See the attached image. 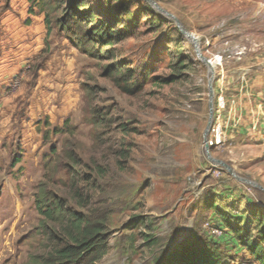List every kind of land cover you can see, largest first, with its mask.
I'll list each match as a JSON object with an SVG mask.
<instances>
[{"label": "rangeland", "instance_id": "obj_1", "mask_svg": "<svg viewBox=\"0 0 264 264\" xmlns=\"http://www.w3.org/2000/svg\"><path fill=\"white\" fill-rule=\"evenodd\" d=\"M6 1L0 0V11L7 9ZM153 1L198 39L214 75L176 23L144 0H129V13L119 11L115 0H87L97 15L111 17L106 9L113 7L120 18L117 30L125 33L120 43L88 46L87 53L66 38L51 5L29 1L24 7L42 17V33L50 16L53 31L48 42L42 37L34 66L23 69L7 90L25 88L21 109L36 115L24 127L23 120L11 121L0 136V264H26L30 254L44 252L48 243L39 229L38 189L46 174L56 181L49 190L67 195L64 167H71L70 155L106 172L90 190L85 180L79 182L83 195L89 191L94 203L113 209L109 252L99 264H166L168 254L190 239L219 241L204 208L217 196L218 207L245 214L243 225L252 221L259 238L264 191L212 164L204 133L213 78V125H222L225 143L210 148V155L264 188V0ZM149 7L156 19L146 16ZM114 64L121 74L109 73ZM37 68L36 86L30 89L31 81L25 87L22 75ZM170 77L176 83L165 84ZM116 78H128L136 93L123 92ZM47 105L56 110L52 115L45 113ZM67 120L73 126L69 133H53ZM211 133L212 128L209 138ZM77 171L89 172L84 166ZM135 216L144 221L135 224ZM212 221L220 224L216 217ZM220 240L225 264H261L227 238Z\"/></svg>", "mask_w": 264, "mask_h": 264}, {"label": "trees", "instance_id": "obj_2", "mask_svg": "<svg viewBox=\"0 0 264 264\" xmlns=\"http://www.w3.org/2000/svg\"><path fill=\"white\" fill-rule=\"evenodd\" d=\"M29 1L33 6L41 5L42 8L51 5L52 11L58 14L57 24L59 28L64 32L67 31L66 38L86 53L88 46H113L120 43L125 37V33L117 30L120 18L113 7L106 9V12L113 14V16L108 17L102 14L97 15L89 8L87 0H68L65 2L61 0L57 3L55 0ZM128 1L115 0L116 3H120L119 11L130 12V6H127ZM132 2H141V0H132ZM149 11L151 14L146 16L155 17V12L151 7H149ZM131 19L132 21L138 20L135 15H131ZM46 23V42H48L53 31L50 16L46 18ZM107 68L109 73L112 71V73L121 74V70L116 64ZM176 81L175 78L170 77L164 83L174 84ZM116 82L123 92L136 93V89L131 86L128 78H116ZM72 127L71 122L67 120L64 128H55L53 133H69ZM53 153L58 155V149L53 148ZM69 157H71V167H64L66 180L63 183L67 188L69 187L66 196H57L53 190H49L50 185L56 184L50 175L45 174V183L39 186V193L36 197V208L41 217L39 229L48 244L45 246L44 252L30 254L26 264H99L109 252V240L112 234L109 221L113 209L108 204L94 203L89 191L83 195V188L79 184L80 181L85 180L89 190L95 188L98 184V178L104 179L106 172L98 163H86L84 159L76 155ZM57 163L59 168L61 166L60 159ZM83 166L88 169V173L80 174L77 171ZM222 195L228 197L230 194L224 192ZM217 202L218 196L215 200L213 197L204 203V208L208 213L207 223L214 224L222 232L221 236L217 238L219 241L208 242L198 238L190 239L182 248L178 247L168 254L166 264H225L219 244L221 243L220 239L226 238L232 247L247 250L253 258L264 264V223L262 220L258 219L259 238H256L255 228H252L255 227L253 226L254 223L247 220L246 224L243 225V219L246 218L245 214L243 215L239 210L229 212L220 209ZM215 217L218 218L220 224L212 221ZM133 220L135 224L144 221L141 216H135Z\"/></svg>", "mask_w": 264, "mask_h": 264}, {"label": "crops", "instance_id": "obj_3", "mask_svg": "<svg viewBox=\"0 0 264 264\" xmlns=\"http://www.w3.org/2000/svg\"><path fill=\"white\" fill-rule=\"evenodd\" d=\"M28 2L29 0H7V9L0 11V136L2 134L5 136L6 132L9 131L11 121L18 123L23 120L24 127L27 124L26 121L36 115L28 109L26 112L21 109L20 104L25 98V88L22 89L21 86L16 93L12 94L7 91L23 69L27 70V68L34 66L37 56L41 55L42 52V37H47V31L42 33V28L38 23L42 20V17L38 14L36 16V14L28 13L25 10L24 7L28 5ZM19 5L23 7L22 10H17ZM33 10L35 11V8ZM29 20L33 21L31 27L26 26V22ZM27 64L30 66L26 67ZM36 70L32 75H29V71L22 75L24 82H27L24 85L25 87L29 86L31 81L29 88L33 89L36 86V78H39L36 76L41 69L37 68ZM46 110L45 113L49 115L56 111L50 109V105H47ZM32 114L34 115L32 116ZM29 124L31 125V122ZM34 129L36 128H33L35 132ZM27 132H30V130H27Z\"/></svg>", "mask_w": 264, "mask_h": 264}, {"label": "water", "instance_id": "obj_4", "mask_svg": "<svg viewBox=\"0 0 264 264\" xmlns=\"http://www.w3.org/2000/svg\"><path fill=\"white\" fill-rule=\"evenodd\" d=\"M146 2H148L149 4H151L154 8H156L158 10V12H160L161 14H164L166 15L167 17L171 18L177 25V27L179 28L180 32L185 35L187 38H189L195 45L196 47V50H197V55L198 57L205 63L209 66L210 68V74L214 75V68H213V64L211 63V61L207 60L203 53L201 52L200 50V44L198 43V39L190 34L188 31H186L181 23V21L176 18L174 15L166 12L165 10H163L162 8L158 7L157 4L153 1V0H144ZM213 82H214V79H210V82H209V95H210V118H209V123H208V126L205 130V133H204V139H205V148H206V155L209 159V161L212 163V164H216V165H220L222 166L223 168H225L228 173L230 175H232L234 178H236L238 181L244 183V184H247L248 186H252V187H255V188H258L262 191H264V188L250 180H247V179H243L241 177H239L237 175V173L235 172V170L229 166L228 164L224 163L223 161L221 160H218V159H215V158H212L211 155H210V147H209V143H208V137H209V133H210V130L212 128V125H213V120H214V109H213V100H214V93H215V90H214V86H213Z\"/></svg>", "mask_w": 264, "mask_h": 264}, {"label": "built area", "instance_id": "obj_5", "mask_svg": "<svg viewBox=\"0 0 264 264\" xmlns=\"http://www.w3.org/2000/svg\"><path fill=\"white\" fill-rule=\"evenodd\" d=\"M208 143H209L210 148H219V147L224 146L225 139H224L223 127L218 122L215 123L212 127V133H211L210 138L208 137ZM211 229H213V228H211ZM217 230H218V232H220V235H221L222 232L219 231V229H217ZM213 234L216 235L215 230L213 231Z\"/></svg>", "mask_w": 264, "mask_h": 264}]
</instances>
